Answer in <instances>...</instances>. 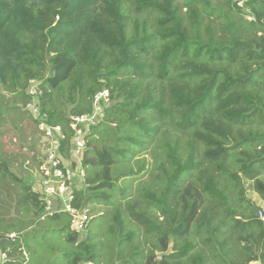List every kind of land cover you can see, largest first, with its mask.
Instances as JSON below:
<instances>
[{"label":"trees","instance_id":"16d2710c","mask_svg":"<svg viewBox=\"0 0 264 264\" xmlns=\"http://www.w3.org/2000/svg\"><path fill=\"white\" fill-rule=\"evenodd\" d=\"M210 2L188 0L183 14L177 0H0L4 91L24 109L30 81L42 82L41 113L50 126L62 127L61 151L68 157L70 120L91 115L98 92L110 93L109 103L101 102L102 119L117 124L112 144L101 141L100 122L90 126L84 137L86 182L76 185L73 203L81 212L89 204L115 206L106 246L72 230L69 213L46 214L34 185L17 179L24 219L0 218L1 250L11 249L13 257L24 248L28 264H264V207L247 198L244 186L252 182L264 201V131L242 129L254 122L264 127V0H245L238 13L218 0L215 18L224 19L219 27L211 18L215 8L206 17L196 6L209 8ZM247 8L256 21L245 18ZM65 85L74 106L69 117L56 109L51 92ZM114 100L120 102L111 106ZM151 146L160 174L157 183L142 188L144 211L127 203L130 226L116 200L131 190L117 182L145 171L146 160L137 171L113 170L128 168ZM33 212L46 214L35 228L25 218ZM27 227L31 231L23 234ZM142 228L155 236L148 238L146 257L125 245ZM10 231L18 233L16 240L3 238ZM192 234L201 237L203 248L197 249ZM52 235L61 244L39 254L35 245ZM171 243L172 253L159 259ZM109 245L117 248L114 259L106 254Z\"/></svg>","mask_w":264,"mask_h":264},{"label":"rangeland","instance_id":"374dc122","mask_svg":"<svg viewBox=\"0 0 264 264\" xmlns=\"http://www.w3.org/2000/svg\"><path fill=\"white\" fill-rule=\"evenodd\" d=\"M177 1L178 4L182 7V13H188V0ZM223 1L224 3H226V5H229L228 3H230V7H232L233 10L236 12V9L234 8L235 0ZM217 3L218 0H211L209 8L206 7L205 3H198L196 4V6L200 10L201 14L205 15L206 17L208 15L207 13L210 12L211 9L215 8L214 12L212 11L214 15L211 16V18L214 20V24L219 27L224 22V19L219 16L215 18V15L219 12V9L216 8ZM131 15V17H134V14ZM216 33L217 35H220L222 32L218 29L216 30ZM179 70L180 69H178L177 71ZM152 83L156 84V81H153ZM167 84L168 83H165V86H167ZM158 87L159 85H157V88ZM51 92L53 94L56 109L58 111L62 110L64 112V115L69 117L70 110L74 108V106L69 104L68 102L70 97L69 86L65 85V88L63 90L57 89L51 90ZM0 93H3L5 95V99H2L0 97V218H3L7 221L10 219L22 220L24 219V213L18 206L17 199L20 191V186L19 182H17V179L22 181V183L24 184H33L40 179V172L38 169L39 158L40 155L44 153V150H47L48 145L45 142L47 140L43 137V133L37 131L39 126L37 129L34 127L33 122H31V119L23 111L25 110V107L23 109L22 103L14 98L16 96H14V94L12 93L5 92L1 85ZM77 94L78 93H74L73 95L75 99H77L78 97ZM119 102L120 101L118 100H114L110 104L111 106H113ZM108 103L109 102H106V104ZM85 107H89L88 102L87 104H85ZM85 115H90V112H86ZM99 122L101 124L99 128L103 130V138L101 141H108L109 144H112L116 138L117 130L115 129V127L117 126V124L107 123L106 121L104 122V118L101 119V121ZM247 128L253 129L258 132L264 131V127L260 126L257 122H254L252 124L248 123L247 127H243L242 129ZM170 134H172V132H170ZM96 137L94 139H96ZM88 142L89 138L85 141L86 145ZM86 151H88L87 147L84 150V154ZM155 151H157V148L154 149V146H151L146 151L141 152L140 154H138L137 157L133 158L128 168L126 167V165H117L113 170L114 174H119L127 169H133L134 171H137L138 166L143 164L142 161L146 160L145 171L131 178H127L125 180H120L119 182H117L119 188L129 187V189L131 190V194L128 197L119 198L118 200H116V203L121 205V211H124L123 218H128L127 222L130 226L134 223V221L133 217L131 216V211L127 207V203L130 202V204L136 206L137 210L144 211L146 205L144 203V196L142 193L144 190H142V188L144 186H147L148 184L151 185V182L157 183L155 179L160 173L159 171L155 170ZM156 154L161 155V153L159 152H156ZM239 175L242 176L241 174ZM262 175L264 177V172L262 173ZM86 176L87 172L84 177V180H86ZM244 186L248 189V191L246 192L247 198L254 201L256 205L264 207V201L253 189V183L247 181L244 183ZM115 209V206H105V204L104 206H93L91 204L87 205L84 209V212H86L90 216V219H92V221L89 224V230L81 232L83 233V235H81V238H83L84 236L91 235L94 238V242L103 243L104 246H106V233L109 232V228L113 225V219L115 218L116 214ZM45 213H37L35 215L33 212L32 215H29L25 218L26 220L32 221L34 224H36L33 226V228H35L38 227L39 221L45 218ZM160 220H162V218ZM31 229V227L25 228L26 231L23 234H27L26 232L31 231ZM10 232L16 234V236L18 237L17 232ZM10 232L8 235L11 234ZM127 232L128 229L126 230V233ZM137 233L138 234L135 236L133 241L125 245L130 246V251H133V249L136 248L140 249L145 253L144 256L146 257L148 249L152 248L151 242L148 238L152 237V239H155V236L152 234H147L145 229L143 228L140 230V232ZM192 235L194 236V241L197 243V249L203 248L201 244V237H199L197 234ZM3 238L6 239L7 236L5 235L3 236ZM56 239L57 238L52 235L45 242L42 241V244H36L35 249H38V252L41 255H48V253H53V250L57 246H59V244H61ZM107 248L108 251L106 254L111 259H114V256L118 254L117 248L115 249L111 245H109ZM10 251L11 249L9 250V253ZM103 253L105 254V250H103ZM35 257H37L36 254ZM49 257H53V254H50ZM11 259L12 261H14V263L10 264H28V262H30V253L24 248H22L18 250L16 254L11 257ZM32 262L34 261L32 260ZM105 262L106 260L102 259V264H104ZM115 264H119V262L115 261ZM251 264L259 263L253 262Z\"/></svg>","mask_w":264,"mask_h":264},{"label":"built area","instance_id":"2783aa9c","mask_svg":"<svg viewBox=\"0 0 264 264\" xmlns=\"http://www.w3.org/2000/svg\"><path fill=\"white\" fill-rule=\"evenodd\" d=\"M245 0H235L234 8L240 12L244 8ZM245 18L252 22L256 19L251 15L249 8L246 9ZM42 82L37 79L30 81L28 86L29 101L26 103L25 111H28L37 122L43 133L47 150L39 158L38 169L40 179L33 183L34 191L41 194V200L48 215L54 213H69L72 216V230L82 232L90 221L86 212L78 211L73 207L75 201V188L78 183L85 184L86 175L83 167L84 150L86 143L84 137L89 133L90 126L97 125L102 119L104 110L101 102H109L110 93L108 90L98 92L94 97V110L91 115L73 116L70 120V127L74 131L71 139L69 157L61 151L60 140L63 138L61 126H50L47 122V115L41 113V96L43 89ZM83 158V160H82ZM260 219L264 221L263 213H259ZM7 239L15 240L16 234L6 235ZM15 238V239H14ZM26 256V254H25ZM14 263L9 256L8 250L0 249V264ZM83 264H94L86 262Z\"/></svg>","mask_w":264,"mask_h":264},{"label":"water","instance_id":"95a60500","mask_svg":"<svg viewBox=\"0 0 264 264\" xmlns=\"http://www.w3.org/2000/svg\"><path fill=\"white\" fill-rule=\"evenodd\" d=\"M172 249H173V244L171 243L168 250L166 252L163 253H158V258L162 259L164 256H168L172 253Z\"/></svg>","mask_w":264,"mask_h":264}]
</instances>
